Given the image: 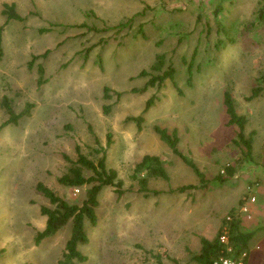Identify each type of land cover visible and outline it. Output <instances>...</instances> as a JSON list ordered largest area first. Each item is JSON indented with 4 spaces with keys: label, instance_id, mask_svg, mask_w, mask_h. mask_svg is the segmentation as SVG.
Wrapping results in <instances>:
<instances>
[{
    "label": "rangeland",
    "instance_id": "obj_1",
    "mask_svg": "<svg viewBox=\"0 0 264 264\" xmlns=\"http://www.w3.org/2000/svg\"><path fill=\"white\" fill-rule=\"evenodd\" d=\"M5 4L21 20H9ZM260 7L261 0H0V126L10 119L3 98L16 116L32 106L0 129V264H59L72 224L36 244L46 223L41 207L50 205L37 185L82 205L89 186L59 183L77 147L93 161L106 151L123 182L121 195L102 190L81 264H196L201 238H215L241 201L256 198L252 220L264 214V91L247 100L264 75ZM170 66L173 79L141 92ZM226 91L247 118L251 159L234 142ZM152 97L139 130L131 118ZM155 127L177 131L179 150L206 187ZM147 154L161 159L170 180L151 178L142 191L132 176ZM186 186L194 188L176 191ZM257 243L264 245V231L251 243L252 264L264 259Z\"/></svg>",
    "mask_w": 264,
    "mask_h": 264
},
{
    "label": "trees",
    "instance_id": "obj_2",
    "mask_svg": "<svg viewBox=\"0 0 264 264\" xmlns=\"http://www.w3.org/2000/svg\"><path fill=\"white\" fill-rule=\"evenodd\" d=\"M259 13V20L264 19V2L261 0V7L257 9ZM4 15L8 17L9 20H21L20 16L16 13L14 6L5 4L4 5ZM2 28H0V59L2 57ZM46 56V55H44ZM161 60V59H159ZM156 68L158 65H154ZM42 74V70L40 69ZM174 70L172 66L163 74L158 77H151L147 82V85L141 92H145L148 87H155L160 85L167 79H173ZM146 75L143 71L142 76ZM257 85L252 89L251 95L248 97V101H251L264 91V75L260 76L257 80ZM134 92L138 90H133ZM111 90L107 87L104 88V98H110ZM116 96L121 97V93L116 92ZM155 99L150 98L142 112L138 117H132L131 120L136 122L139 130H141L145 118L144 115L148 110L154 105ZM225 112L228 119L229 125H235L238 127V132L236 134L235 144L242 150V155L246 158L251 159L253 156V138L246 135V124L247 118L244 115H240L235 106L234 99L229 91L224 93ZM3 104L10 115V119L0 126V129L7 126L9 123L17 124L19 117L27 115L32 106L26 105L24 111L20 115H15L9 101L3 98ZM110 106H105L104 111L107 113ZM155 133L159 136L160 140L167 144L169 149L174 155L181 158L183 162L190 167L194 174L199 178V182L202 187H206L208 184L205 175L197 167L195 163L189 161L181 151L179 150L178 143L179 137L177 131L173 130L168 132L166 129L159 127L154 128ZM110 138V135H109ZM111 143L108 140V145ZM76 160L71 161V165L68 171L59 178V183L63 187L70 188H81L83 186H89L87 190V197L82 203V205L70 204L52 189L39 183L37 185V191L45 197L50 205L41 207V215L45 217L46 223L42 231H40L36 238V244H40L45 239H50L56 236L63 227L68 223H71L70 236L66 242L64 254L59 264H81L87 260V257L79 250L81 245H85L89 242L87 223L91 227H96L98 224L97 209L100 205V194L105 187H115L116 192L121 195V188L123 182L118 177V172L115 169L109 168L107 165V153L104 151L99 159L96 161L90 160L80 151V148L76 149ZM86 173H89L88 175ZM225 173L229 177L234 176L235 169L232 166L225 168ZM140 174H144V177H140ZM132 178L138 181L140 184V189L146 191L148 186V180L151 178L161 179L164 181H169V175L163 166L161 159L157 155H145L141 161H139L135 168ZM217 180H222V176L219 175ZM193 186L180 187L176 191L179 193H184L189 189H193ZM155 192V191H154ZM160 192H155L158 195ZM245 201V200H244ZM240 202V205L244 203ZM235 210L231 211L227 216L232 217V221H227L226 218L223 220V224L220 227L218 234L212 240L207 238H201V250L192 256L193 261L196 264H214V262L220 257H233L238 258L243 252L249 255L248 243L252 238V233H245L242 230V225L244 224L241 217L238 216ZM228 225V235L229 243L233 249V252H227L225 246L220 242V236L223 233L224 226ZM249 257V256H248ZM248 257L245 259V264Z\"/></svg>",
    "mask_w": 264,
    "mask_h": 264
},
{
    "label": "built area",
    "instance_id": "obj_3",
    "mask_svg": "<svg viewBox=\"0 0 264 264\" xmlns=\"http://www.w3.org/2000/svg\"><path fill=\"white\" fill-rule=\"evenodd\" d=\"M264 2V0H262ZM256 202V198L254 196H250L245 199L244 203L241 205L239 212L237 213L239 217L242 219L251 220L252 219V206ZM227 221H232V217L228 216L226 218ZM228 225L224 226L223 233L220 236V242L225 246L227 252L232 253L233 249L230 246L229 235H228ZM248 257L246 252H243L238 258L233 257H220L217 259L214 264H245V259Z\"/></svg>",
    "mask_w": 264,
    "mask_h": 264
},
{
    "label": "crops",
    "instance_id": "obj_4",
    "mask_svg": "<svg viewBox=\"0 0 264 264\" xmlns=\"http://www.w3.org/2000/svg\"><path fill=\"white\" fill-rule=\"evenodd\" d=\"M254 220H247L244 218V224L242 225V230L245 233H252V238L250 239L249 243H248V248H249V257L247 259L246 264H252L251 259V252H252V248H251V243L253 242L254 237L258 234V233H262V231H264V214L261 215H257L256 217H254ZM262 223V224H261ZM255 250H257L258 253H264V245H261V243H257L255 245ZM254 263V262H253ZM256 264V263H254ZM257 264H264V259L262 260H258Z\"/></svg>",
    "mask_w": 264,
    "mask_h": 264
}]
</instances>
